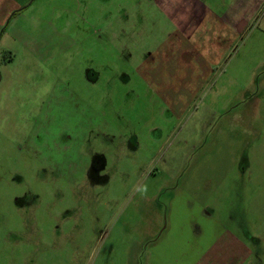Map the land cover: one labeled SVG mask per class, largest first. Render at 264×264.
Wrapping results in <instances>:
<instances>
[{
    "label": "rangeland",
    "instance_id": "1",
    "mask_svg": "<svg viewBox=\"0 0 264 264\" xmlns=\"http://www.w3.org/2000/svg\"><path fill=\"white\" fill-rule=\"evenodd\" d=\"M31 1L0 0V264H150L220 228L260 264L264 8L196 91L147 80L157 0Z\"/></svg>",
    "mask_w": 264,
    "mask_h": 264
},
{
    "label": "crops",
    "instance_id": "2",
    "mask_svg": "<svg viewBox=\"0 0 264 264\" xmlns=\"http://www.w3.org/2000/svg\"><path fill=\"white\" fill-rule=\"evenodd\" d=\"M208 1L214 4L208 5L205 0H157L159 10L167 12L175 28L160 46V51L148 57L153 65L162 66L161 76H149L147 80L163 81L165 88L179 81L190 82L191 90L198 91L199 82L214 78L226 52L264 8V0ZM203 242L198 247V251L203 252H155L150 264L254 263L253 252L236 243L235 236L226 229L220 228ZM258 256L262 260L257 262L264 264V253Z\"/></svg>",
    "mask_w": 264,
    "mask_h": 264
},
{
    "label": "water",
    "instance_id": "3",
    "mask_svg": "<svg viewBox=\"0 0 264 264\" xmlns=\"http://www.w3.org/2000/svg\"><path fill=\"white\" fill-rule=\"evenodd\" d=\"M33 2V0L31 1V3ZM26 8L24 7L22 10H19V11H15L13 14H12V17L15 15V13H18V12H21L23 10H25Z\"/></svg>",
    "mask_w": 264,
    "mask_h": 264
},
{
    "label": "trees",
    "instance_id": "4",
    "mask_svg": "<svg viewBox=\"0 0 264 264\" xmlns=\"http://www.w3.org/2000/svg\"><path fill=\"white\" fill-rule=\"evenodd\" d=\"M18 13H19V12H18ZM18 13H15V15L18 14ZM15 15H14V16H15ZM14 16H13V17H14Z\"/></svg>",
    "mask_w": 264,
    "mask_h": 264
}]
</instances>
